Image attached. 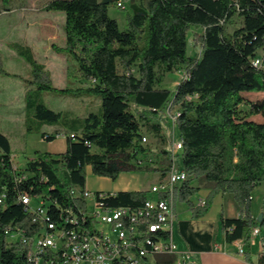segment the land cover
I'll return each mask as SVG.
<instances>
[{
	"label": "trees",
	"instance_id": "16d2710c",
	"mask_svg": "<svg viewBox=\"0 0 264 264\" xmlns=\"http://www.w3.org/2000/svg\"><path fill=\"white\" fill-rule=\"evenodd\" d=\"M11 1L0 0L4 11L11 10ZM129 1L123 30L108 15L109 8L119 9L117 0H52L45 7L63 13L64 53L88 86L54 88L30 48L14 45L32 74L24 96L25 132L51 142L58 133H42L41 127L57 126L65 132L66 147L62 153L34 151L23 167L14 169L11 144L0 133V194L6 193L0 207V264H30L25 247L19 241L7 244L4 236L8 225L27 227L30 222L15 202L17 192L42 195L60 207H83L84 200L73 199L69 190L85 188L86 167L111 180L132 171L164 177L172 160L169 148L152 154L142 138L170 146L172 131L165 136L162 129L169 124L162 117L168 104L178 112L175 126L182 148L177 165L186 174L175 189V202L185 204L197 219L208 212L215 195H231L239 217L220 214L224 241L240 242L251 263L250 233L258 228L262 237L256 264H264V211L258 222L249 209L251 192L264 183V99L250 97L264 93V67L253 64L258 51L264 57V0ZM235 18L239 26L227 33L226 25ZM194 27L202 29L201 51L189 57L187 33ZM180 70L184 76L173 91L161 87L164 74ZM42 91L90 96L99 104L96 111L72 116L50 109L39 99ZM254 116L262 121L252 120ZM152 156L154 166L138 165L139 159ZM22 173L27 177L17 182ZM202 181L210 188L205 205L196 207L191 198ZM145 198V191L118 192L108 204L139 206Z\"/></svg>",
	"mask_w": 264,
	"mask_h": 264
},
{
	"label": "built area",
	"instance_id": "2783aa9c",
	"mask_svg": "<svg viewBox=\"0 0 264 264\" xmlns=\"http://www.w3.org/2000/svg\"><path fill=\"white\" fill-rule=\"evenodd\" d=\"M128 1L117 0L116 6L124 9ZM263 59L256 57L253 64L264 67ZM171 109L168 104L163 112L176 127L178 112ZM146 141L142 138L143 143ZM181 148L180 138L173 136L169 149L171 165L165 176L145 191L146 198L139 206H111L108 199L117 193L90 192L77 186L70 187L69 194L73 199L84 200L83 207L76 204L60 207L42 195H31L24 190L17 192L15 202L22 206L30 222L27 227L8 225L4 228L6 243L19 241L26 249L30 264H195L189 252L177 251L172 237L174 192L186 180V174L175 163ZM150 158L139 159L138 165L154 166ZM26 177L22 173L15 180L20 182ZM5 200L3 192L0 207ZM194 205L204 206L205 198H197ZM33 227L30 232L28 228ZM261 234L258 228L250 233L251 238L262 237ZM237 254L244 255L241 243ZM169 258L172 261L166 263Z\"/></svg>",
	"mask_w": 264,
	"mask_h": 264
},
{
	"label": "rangeland",
	"instance_id": "374dc122",
	"mask_svg": "<svg viewBox=\"0 0 264 264\" xmlns=\"http://www.w3.org/2000/svg\"><path fill=\"white\" fill-rule=\"evenodd\" d=\"M50 1L52 0H13L9 4L11 6L10 11H4L2 9L4 7L0 4V133L8 137L14 155L12 162L18 168L24 166L27 159L33 155V150L62 153L66 146L64 131L63 134L57 135L51 142L40 140L39 134L25 133L24 96L28 90L32 74L31 67L16 53L14 45L30 48L33 59L43 66V70L47 73L50 84L54 88H76L89 85L88 82L78 77L74 61L64 53V15L60 12L45 10ZM136 1L134 0V2ZM129 12L130 1L124 9L109 8L108 15L115 19L118 28L123 30L126 24V15ZM239 24L237 18L233 19L226 25V32L231 33ZM201 33L202 29L195 27L189 29L187 33V54L189 57L199 56L201 51L199 37ZM257 55L261 57L262 52L258 51ZM183 76L184 72L182 70L164 74L161 87L173 91ZM260 96H256L254 93L250 95L251 98H260ZM39 99L50 109L66 111L72 116H84L89 112L96 111L99 104V100L90 96L65 97L48 91H42ZM171 108V111L176 110L175 107ZM241 109L246 110L243 106H241ZM162 117L167 119L164 112H162ZM252 120L261 122L262 118L261 116H254ZM168 122V126L163 125L162 127L163 133L168 136L172 131V137L174 136V139H176L178 137L176 127L169 120ZM58 129L59 127L50 128L45 125L41 131L47 132L46 134H54ZM147 143L153 149L152 154H156L161 148H171V144L170 146L161 145L156 138H147ZM153 156L150 158L151 161L154 160ZM175 163H179L178 157H176ZM159 180L160 175L157 172L132 171L120 173L118 176V182L122 186L136 190L150 188L152 184L157 183ZM106 182H108V179L96 177L91 172L90 167L85 168L86 190L96 192V189H101L100 186ZM93 184L97 185L93 186ZM199 185V190L191 198L193 202L198 197L208 194L205 187L210 188V185L204 181L200 182ZM98 191H103V189ZM219 195L214 196L208 210L210 212L209 218L213 220L218 219L222 209ZM223 196V204L228 198L232 199L231 195L225 194ZM250 198V212L252 217L257 218L264 211V183L258 184L253 189ZM185 207V204L176 203V208L181 212V216L186 215ZM260 238V235H257L250 239V243L254 241L253 253L259 252L261 249Z\"/></svg>",
	"mask_w": 264,
	"mask_h": 264
},
{
	"label": "crops",
	"instance_id": "0c3cea01",
	"mask_svg": "<svg viewBox=\"0 0 264 264\" xmlns=\"http://www.w3.org/2000/svg\"><path fill=\"white\" fill-rule=\"evenodd\" d=\"M257 95H261L260 98H257V99H264V96H263L264 93H258L256 94V96ZM44 127L45 125L41 127V130ZM49 127L52 128V127H57V126H49ZM63 131L64 130L59 128L58 131H55L54 133H58L59 135V134H63ZM41 132L47 133L44 131H41ZM39 138L40 140H42L40 135H39ZM25 146H28V145H25ZM11 151H12V147H11ZM34 151H39V150H33L32 152L34 153ZM39 152H42V151H39ZM48 153H52V152H48ZM13 156L14 155L11 154V158ZM105 179H108V182L102 184L100 186L101 189H96V191L103 189L104 192L118 193V192L147 191L149 189V188H146L143 190H136V189H131L130 187H127V186H122L121 183L118 182V177L115 180H111L109 178H105ZM94 185H97V184H93V186ZM198 186L200 188V185ZM205 188H207V193H208L209 187L206 186ZM206 196L207 194H205L202 197H198V198H205ZM223 197L224 196L222 194L219 195V200L222 205L220 214H222L225 218L239 217V210L236 204L234 203V201L231 198H228L223 204L222 203ZM176 203L177 202H175L173 206L174 222L172 226V237H173V242L175 243L178 252H185V251L189 252L191 256L193 257L195 264H256V261H257L259 253L261 252V249L259 252L257 251L256 253H253L254 241H251L250 243L251 263H248L247 261H245L244 255L240 256L237 254V249H238V246L240 245V242H233V243L228 244L224 241V237L220 230V222H219L220 215L218 216V219L213 220L209 218L210 212H208L203 217L193 219L191 218L190 214L188 215L189 210L186 206L184 208V211H186V215L181 216L180 215L181 212H179L176 208ZM181 204L183 205V203Z\"/></svg>",
	"mask_w": 264,
	"mask_h": 264
},
{
	"label": "water",
	"instance_id": "95a60500",
	"mask_svg": "<svg viewBox=\"0 0 264 264\" xmlns=\"http://www.w3.org/2000/svg\"><path fill=\"white\" fill-rule=\"evenodd\" d=\"M261 217H262V214H259L258 217L256 218V220H257L258 222H260Z\"/></svg>",
	"mask_w": 264,
	"mask_h": 264
}]
</instances>
